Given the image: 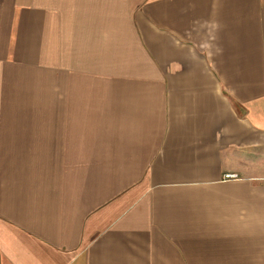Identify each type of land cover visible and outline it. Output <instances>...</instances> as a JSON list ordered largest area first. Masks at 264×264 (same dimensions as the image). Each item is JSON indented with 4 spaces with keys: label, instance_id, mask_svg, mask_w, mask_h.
<instances>
[{
    "label": "crops",
    "instance_id": "1",
    "mask_svg": "<svg viewBox=\"0 0 264 264\" xmlns=\"http://www.w3.org/2000/svg\"><path fill=\"white\" fill-rule=\"evenodd\" d=\"M0 264H264V0H0Z\"/></svg>",
    "mask_w": 264,
    "mask_h": 264
},
{
    "label": "built area",
    "instance_id": "2",
    "mask_svg": "<svg viewBox=\"0 0 264 264\" xmlns=\"http://www.w3.org/2000/svg\"><path fill=\"white\" fill-rule=\"evenodd\" d=\"M226 179L231 178L229 175L225 176Z\"/></svg>",
    "mask_w": 264,
    "mask_h": 264
}]
</instances>
